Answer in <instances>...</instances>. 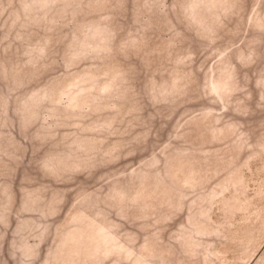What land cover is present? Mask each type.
<instances>
[{
    "label": "rangeland",
    "instance_id": "obj_1",
    "mask_svg": "<svg viewBox=\"0 0 264 264\" xmlns=\"http://www.w3.org/2000/svg\"><path fill=\"white\" fill-rule=\"evenodd\" d=\"M0 264H264V0H0Z\"/></svg>",
    "mask_w": 264,
    "mask_h": 264
}]
</instances>
